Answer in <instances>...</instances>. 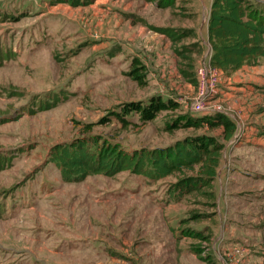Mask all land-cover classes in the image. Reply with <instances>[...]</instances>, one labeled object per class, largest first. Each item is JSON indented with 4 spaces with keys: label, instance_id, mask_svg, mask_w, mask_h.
<instances>
[{
    "label": "rangeland",
    "instance_id": "rangeland-1",
    "mask_svg": "<svg viewBox=\"0 0 264 264\" xmlns=\"http://www.w3.org/2000/svg\"><path fill=\"white\" fill-rule=\"evenodd\" d=\"M173 1L174 10L183 6L179 10L186 24L191 23L192 0ZM96 5V0H0V156L6 158L0 168V264H59L72 260L78 264H96L100 259L123 255V248L133 250L130 245L134 247L133 241L139 238L140 232H133L131 236L123 232L130 224L133 227L152 222L162 226L172 218L176 222L172 227L173 239H178L182 248L178 264H221V255H212L214 244L191 237L192 231L206 234L210 225L219 223V217L225 223H243L252 229H261L264 210L260 200H252L258 212L252 217L217 216L219 188L214 189L215 200L207 195L210 188L205 187L177 201L173 192L178 181L175 175L154 181L126 171L114 177L93 175L79 183H65L60 171L49 161L54 145L74 139L115 144L132 153L142 148L167 147L186 137L216 133L220 128L209 130L205 125L201 129H169L175 124H184L187 119H201L216 113H195L191 102L196 92L185 96L176 87L180 84L176 76L167 72L158 76L152 67H147L149 56L146 50L142 52L140 45L136 47L127 39L113 40L112 33L105 35ZM169 38L171 44L165 52L173 51L178 56L177 70L181 74L180 70L187 64L185 49L189 50L194 40L184 37L182 29L171 30ZM179 49L182 55L178 54ZM135 58L145 65L141 71L145 84L131 75ZM253 67L245 68L240 74V78L245 75L247 80H252L242 78L239 85H248L246 90L237 94L239 90L232 89L226 101L220 99L218 105L233 120H244L245 127L254 126L253 137L258 141L264 137V125L260 123L264 107L258 99L264 98V61ZM235 82L238 86L240 80ZM249 93L252 98L258 97L259 103L253 112L247 108L251 102ZM157 95L178 102L179 107L164 111L147 123L133 114L126 117L129 121L126 126L116 118L115 112L123 103H147ZM240 95L244 100L242 105H233V101L241 99ZM255 115L259 119H253ZM244 134L240 132L239 137L245 139ZM215 137L222 140L220 135ZM228 147L226 160L231 163L228 174L236 173V176L245 171L256 176L255 164L243 167L238 161L245 158L243 149L235 151L234 147ZM251 155L253 160L258 157L256 151H251ZM228 186L229 194L237 191L231 183ZM230 198L225 205L236 213L241 209L242 200L233 202ZM82 224L85 231L88 229L84 241L69 242L70 228L76 229ZM104 226L108 230L98 232ZM161 232L158 228L157 233ZM218 235L216 230L211 239ZM125 236L129 237L127 242L132 240L128 246L122 243ZM252 238L241 247L245 252L246 248L250 249L246 252L248 255L260 256L264 243L255 236ZM76 245L83 246L82 254L69 248ZM119 245L123 248L118 251ZM201 246L206 248L205 253L196 255L193 251ZM212 257L213 261L207 262Z\"/></svg>",
    "mask_w": 264,
    "mask_h": 264
},
{
    "label": "trees",
    "instance_id": "trees-1",
    "mask_svg": "<svg viewBox=\"0 0 264 264\" xmlns=\"http://www.w3.org/2000/svg\"><path fill=\"white\" fill-rule=\"evenodd\" d=\"M151 1H157L160 7L174 6L173 0ZM177 7L183 10V6ZM153 29L160 33L166 31L161 28ZM182 30L183 36L192 38L194 42L189 50L185 49L188 56L184 60L187 64L180 72L182 77L196 88V57L203 53L204 47L195 28ZM207 31L211 49L209 63L223 71L224 75H231L245 66H258L264 61V4L254 0H213ZM178 51L179 55L183 54L182 50ZM132 65L133 78L140 84H145V75L141 73L145 65L136 58ZM178 107V102L172 99L165 100L157 95L151 97L147 103L142 101L123 103L115 112V116L126 126L129 124L126 117L129 115H137L143 123H147L155 120L160 113L176 110ZM205 125L210 130L223 127L225 142L229 141L237 130L236 123L228 115L220 112L201 119H187L184 124H175L169 129L173 127L201 129ZM224 141L202 133L178 140L167 147L142 148L129 153L115 144L80 138L54 145L49 153V161L60 171L61 179L65 183H79L93 175L114 177L126 171L154 181L175 175L178 177L173 191L176 195L175 200L179 201L182 196L205 187L210 188L207 195L215 200L214 181L220 169ZM5 159L0 156V168ZM187 172L191 174L188 175ZM204 233L192 231L191 237L209 243L213 235L211 229ZM204 249L205 247L201 246L194 251L201 256Z\"/></svg>",
    "mask_w": 264,
    "mask_h": 264
},
{
    "label": "crops",
    "instance_id": "crops-1",
    "mask_svg": "<svg viewBox=\"0 0 264 264\" xmlns=\"http://www.w3.org/2000/svg\"><path fill=\"white\" fill-rule=\"evenodd\" d=\"M259 3L264 4V0H254ZM97 3V17L102 21L103 25L101 26L102 32L105 35H108L109 33H112L113 40L119 39H127L129 41H132V44H135L137 47L140 45L142 49V52L145 53L147 56H149V62L145 65L147 67H152V71H156V74L158 76H164L165 72L168 74H171L173 76L177 77V83L180 81V84H177L176 87L180 91V93H184L185 96H189L196 92L195 86L187 82L186 79L182 77V75L177 70L178 66V56L171 51L165 52L166 49L169 50V44L170 38L169 34L171 30L176 29H183V28H195L196 32L198 33V37L203 44L204 51L202 54L196 57V66L199 65V63L206 59L209 60V56L211 54V49L208 44V19L210 15L211 6L213 3V0H192L191 7H192V14H193V20H190L186 24L184 14L179 10L178 8L174 10L173 6H166V7H160L157 4V1H151V0H96ZM107 25H104V24ZM111 23V24H110ZM154 28H161V29H167L168 31L160 33L156 30H153ZM245 68H254L245 66L242 69L236 71L235 73L231 75H225V79L222 81L220 87L221 94L219 95L218 101L221 99L223 101H226L227 97L232 94L231 90L236 88L237 94H241L242 90H246L248 85H239L242 82V78H246L244 75L242 78H240V74L242 71L245 70ZM257 68V67H256ZM151 71V72H152ZM249 71V69L247 70ZM239 79L240 82L234 84V82ZM247 80V78L245 79ZM255 80V79H253ZM262 79L258 80L257 82H260ZM247 81H252L251 79ZM236 83V82H235ZM250 83V82H249ZM255 83V82H254ZM253 84V82L251 83ZM236 85V86H235ZM260 87V86H259ZM264 87V85H263ZM238 96V95H236ZM249 99H251V102L249 105H247V108L250 112H253L256 108V104L259 102L263 104L264 107V98H258L255 95V98L251 96V94H248ZM242 97L241 95L239 96ZM244 97V96H243ZM259 102H258V99ZM255 99V100H254ZM252 100L255 102L252 103ZM244 100L243 98L235 100L232 102L233 105H238L240 107V103H242ZM242 107V106H241ZM224 111V110H223ZM228 117L230 115L225 112ZM250 114V113H249ZM262 117L260 120V123L264 125V112L260 114ZM255 116H253L254 119ZM259 116L256 117V119ZM231 118V117H230ZM232 119V118H231ZM243 119H245L243 114ZM233 120V119H232ZM236 121L237 130L235 134L232 136V138L225 142L223 139V127H220L216 133H210V135L216 136L220 135L222 137L221 141L225 142L224 150L222 151V158H221V164L220 169L218 171V174L216 176V179L214 181L215 188H219V198L220 202L217 207V216L221 215H239V217L243 218L244 216L252 217L255 214H258L257 210L254 208V202L252 200H260L259 204L261 205V209L264 210V137H261L258 141L256 137L254 136V132L256 128L254 126H247L244 125V120L239 121L237 119L233 120V122ZM208 129V128H207ZM210 130V129H209ZM240 132L246 136L245 139H242L239 137V140L232 143V145H228V143L235 138V135L238 134L240 136ZM253 140V141H251ZM231 146L235 148V151L242 150L244 151L245 158H241V160H238L243 167L252 166L255 164L257 168V175H250L248 173H245V171H241L240 173L235 176L236 173L233 175H229V167L231 166V163L227 162V151L229 150ZM246 150V152H245ZM226 151V153H225ZM251 151H256L258 154V157L253 160L250 156ZM236 160V159H235ZM231 177V180H230ZM231 183V186L234 190L237 191H230V194L228 193V185ZM256 185H260L257 189H252ZM251 186V187H250ZM250 189L248 190V188ZM245 192V193H243ZM241 193L243 195L241 196ZM240 194V195H239ZM231 195V196H230ZM248 196H251L248 198ZM230 198L233 202L239 201L237 200L240 198L241 201V209H237L236 213L234 209L228 210V203L226 202V199ZM225 199V200H224ZM252 201V202H251ZM226 204V205H225ZM220 221L219 223L214 222L212 225H210V229L215 235V231H219L218 237H213L211 241L209 242L214 244L213 246V253L212 255H218L220 257L221 255V264H264V252L259 256L257 254H246V252H249L250 249H245L242 246V243L249 242L250 239L254 240L252 236L256 237L257 241H260L261 243H264V224L261 227V229L258 228H251L250 225H244L243 223H225L223 222V218L219 217ZM175 219L172 218L170 222H166L162 224V226H158L156 224H153L150 222L149 224L143 223V224H136L133 227L127 226V229H124L123 232H128L129 236L132 235V233L136 231H139L140 235L138 239H135L134 247L130 245V247L133 248V250H129L126 248H121L120 245L118 247L119 250H123V255L119 257H112L111 259L104 258L100 259L101 261H98L96 264H178V258L180 259L181 251V242L176 239L174 240L175 233L172 230V227H174ZM107 226V225H106ZM132 227V228H131ZM158 228L162 230L161 233H157ZM106 228L105 226L103 228H99L98 232L104 231ZM108 230V229H106ZM68 231V230H67ZM88 231V229H87ZM85 224H82V226L72 229L70 228L69 231V242L73 243H80L83 240L85 236ZM131 232V233H130ZM120 238L122 237L119 235ZM134 236V235H133ZM259 237V239L257 238ZM129 238V237H128ZM126 236L123 238L122 243L132 242V240H129ZM215 239V240H213ZM215 242V243H214ZM123 243V244H124ZM179 244V246L177 245ZM125 245V247H126ZM128 246V245H127ZM209 246V245H208ZM83 246H69V248L75 249L78 254H82L83 252ZM239 248H241L243 251H241ZM206 249V248H205ZM204 249V253H205ZM56 251V249H53ZM236 251V254H233V252ZM239 251V252H237ZM195 254L196 252L193 251ZM222 252V253H221ZM224 253V254H223ZM242 253V254H237ZM197 255V254H196ZM199 258V257H198ZM206 258V256L204 257ZM200 259V258H199ZM212 259V260H211ZM205 261V260H203ZM213 261V257L209 258L207 262ZM92 262L83 264H89ZM59 264H78L77 260H72L65 263H59Z\"/></svg>",
    "mask_w": 264,
    "mask_h": 264
},
{
    "label": "built area",
    "instance_id": "built-area-1",
    "mask_svg": "<svg viewBox=\"0 0 264 264\" xmlns=\"http://www.w3.org/2000/svg\"><path fill=\"white\" fill-rule=\"evenodd\" d=\"M195 76L197 80L196 97L191 102V109L195 113L207 115L224 113L222 107L218 105L219 93H217L220 81L225 77L223 71L211 66L206 58L196 66ZM237 140H239L238 134L231 140V143Z\"/></svg>",
    "mask_w": 264,
    "mask_h": 264
}]
</instances>
